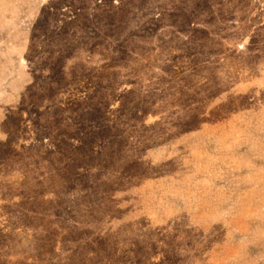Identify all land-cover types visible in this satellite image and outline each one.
I'll list each match as a JSON object with an SVG mask.
<instances>
[{
    "label": "rangeland",
    "instance_id": "374dc122",
    "mask_svg": "<svg viewBox=\"0 0 264 264\" xmlns=\"http://www.w3.org/2000/svg\"><path fill=\"white\" fill-rule=\"evenodd\" d=\"M0 264H264V0H0Z\"/></svg>",
    "mask_w": 264,
    "mask_h": 264
}]
</instances>
